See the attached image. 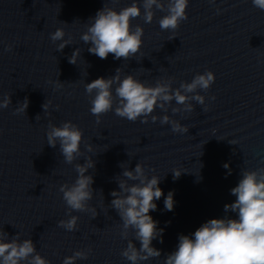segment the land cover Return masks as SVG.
Returning <instances> with one entry per match:
<instances>
[{
  "label": "water",
  "instance_id": "obj_1",
  "mask_svg": "<svg viewBox=\"0 0 264 264\" xmlns=\"http://www.w3.org/2000/svg\"><path fill=\"white\" fill-rule=\"evenodd\" d=\"M130 3L0 0V99L7 94L12 101L0 108V231L31 238L51 264H62L66 256L89 249L88 258L76 264H130L121 255L127 246L120 235L122 222L110 207V192L119 190L121 163L134 168L140 162L149 175L163 177L159 186L165 195L175 193L173 211H163L162 196L150 213L164 228L163 243L153 241L161 257L141 264H163L180 234L225 214L224 205L235 199L230 189L244 170L264 167V10L252 0H190L187 19L174 34L160 28L166 11L154 10L151 23L142 16L132 20L133 26L144 28L143 46L134 58L90 54L89 45L80 40L84 23L104 4L119 9ZM58 27L65 30V39L73 40L62 52L57 51L60 42L50 39ZM171 35L176 37L169 40ZM6 45L12 46L10 51ZM77 47L81 58L73 65L68 57ZM117 68L149 85L172 78L173 88L208 70L216 79L207 91L200 90L205 105L192 101V112L176 114L171 112L175 101L169 107L167 114L182 123L184 133H174L170 125L153 122L150 116L146 123L129 121L114 110L97 124L84 85L114 76ZM25 98L26 112L16 113ZM154 114L165 113L157 108ZM64 121L83 130L81 149L96 162L89 169L95 190L89 205L99 214L93 219L89 212H73L79 216L74 232L59 226L60 220L68 219L59 188L74 182V165L84 163V157L66 164L59 145L49 146L46 137L49 123L59 126ZM87 143L93 144L96 154L87 153ZM171 171L182 174L174 180Z\"/></svg>",
  "mask_w": 264,
  "mask_h": 264
},
{
  "label": "clouds",
  "instance_id": "obj_2",
  "mask_svg": "<svg viewBox=\"0 0 264 264\" xmlns=\"http://www.w3.org/2000/svg\"><path fill=\"white\" fill-rule=\"evenodd\" d=\"M214 3L215 0H212ZM190 0H131L122 8L105 5L89 17L80 40L89 45L88 52L101 59L113 54L114 60H124L137 56L143 46L144 28L132 20L143 17L145 23H151L155 16L154 10L166 11L159 20L162 30H171L174 34L181 21L187 19V8ZM252 4L264 10V0H252ZM66 24V23H64ZM66 32L58 27L50 33V39L57 44V51L73 44ZM176 37L171 35L169 40ZM11 45L5 50L10 51ZM81 48L77 47L68 57L70 64L76 65L81 58ZM215 73L211 70L197 73L191 82H181L173 88L172 78H161L154 85H149L132 74L122 75L121 69L110 77H98L85 86L89 94L90 112L101 122V116L109 111L129 121H160L162 125H170L174 133H184L185 127L178 120L167 114L172 102L171 112H192L196 101L205 105L206 97L200 90L207 91L215 82ZM215 99V97H212ZM11 95L0 99V108H7ZM28 99L15 109L16 113L26 112ZM47 112V102L43 105ZM159 108L164 115L154 114ZM47 144L53 148L59 145V153L66 164H73L78 157H84V163H75L77 176L71 184L64 183L59 191L67 206L68 219L60 220L59 226L68 232L77 230L78 215L73 212H89L94 219L99 213L97 207L89 205L94 198V176L89 169L95 168L93 155L85 156L81 149L84 143L83 130L72 121H64L61 125L49 123L46 133ZM87 153L94 151L92 143L85 145ZM122 174L116 177L119 190H113L110 207L115 209L122 222L120 235L127 240V246L121 255L130 264H141L151 258L161 257V250L153 245L154 240L163 243L164 228L150 214L158 208L157 201L163 196V211H173L175 207L174 191L167 195L159 186L163 177L149 175L145 166L138 162L134 168L121 163ZM231 174L228 163L223 165ZM154 171V170H153ZM173 179L180 177L182 172L171 171ZM130 181L132 183H130ZM103 190H100L102 195ZM235 197L231 203L224 205V215L210 218L201 223L194 232L180 234L175 248L164 256L163 264H264V167L256 170H244L237 184L230 189ZM103 196V195H102ZM170 223V222H166ZM130 231L132 239H129ZM139 242L137 247L135 242ZM88 251L77 250L66 256L62 264H76L77 260L87 259ZM0 264H51L42 256L31 238L21 239L19 233L9 237L0 231Z\"/></svg>",
  "mask_w": 264,
  "mask_h": 264
}]
</instances>
